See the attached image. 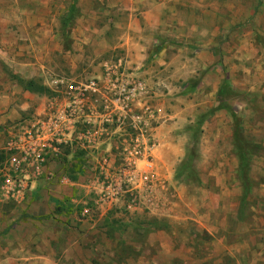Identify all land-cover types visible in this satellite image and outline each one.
<instances>
[{
  "label": "rangeland",
  "instance_id": "374dc122",
  "mask_svg": "<svg viewBox=\"0 0 264 264\" xmlns=\"http://www.w3.org/2000/svg\"><path fill=\"white\" fill-rule=\"evenodd\" d=\"M0 151V264H264V0H0Z\"/></svg>",
  "mask_w": 264,
  "mask_h": 264
},
{
  "label": "built area",
  "instance_id": "2783aa9c",
  "mask_svg": "<svg viewBox=\"0 0 264 264\" xmlns=\"http://www.w3.org/2000/svg\"><path fill=\"white\" fill-rule=\"evenodd\" d=\"M33 127H34V129L28 130V132H27L28 135L26 137L24 136L23 139H20L19 138L20 144L22 142V145H20V146H21L22 151L26 154L25 157H24V159L27 158V152H28V150H30L31 151V155L36 160L37 159L43 160L44 159L42 157L43 156V152L50 145L48 142L50 141L49 139H51L50 137L52 136V133H50V131H51L50 129L51 128L50 127L48 128L49 134H51L49 136L48 133H45V132L41 131V128L42 127H41L40 123H38L37 126L34 125ZM45 138H47V139L46 140H43ZM26 145L28 146V150L27 151L25 149H23V148H25ZM128 165H131V163H128ZM18 168H19V166H15L14 169L17 170ZM7 188L8 189H11L10 183H9V186H7Z\"/></svg>",
  "mask_w": 264,
  "mask_h": 264
},
{
  "label": "trees",
  "instance_id": "16d2710c",
  "mask_svg": "<svg viewBox=\"0 0 264 264\" xmlns=\"http://www.w3.org/2000/svg\"><path fill=\"white\" fill-rule=\"evenodd\" d=\"M158 48H160V46H158ZM157 48V49H158ZM33 81L32 80H28V81H25V87H27V88H29V89H32L31 88V86L33 85ZM226 83H227V79L226 78H224V80H223V83H222V85H221V87H220V89H219V97L222 95V90L224 89V86L226 85ZM219 105V106H218ZM216 107V109L218 108V107H220V104H217V106H215ZM215 109V110H216ZM235 133V132H234ZM244 158H245V156L244 155H242L241 156V162H240V165H239V170L240 171H242L243 169H245L246 170V160L244 161ZM4 160V154H3V152L2 151H0V163L2 162ZM243 161V162H242Z\"/></svg>",
  "mask_w": 264,
  "mask_h": 264
},
{
  "label": "crops",
  "instance_id": "0c3cea01",
  "mask_svg": "<svg viewBox=\"0 0 264 264\" xmlns=\"http://www.w3.org/2000/svg\"><path fill=\"white\" fill-rule=\"evenodd\" d=\"M6 230V229H5Z\"/></svg>",
  "mask_w": 264,
  "mask_h": 264
}]
</instances>
